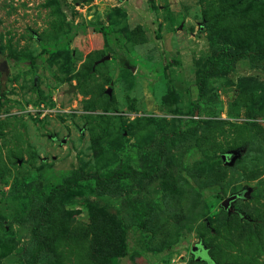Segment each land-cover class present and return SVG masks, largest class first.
Masks as SVG:
<instances>
[{
  "label": "rangeland",
  "instance_id": "1",
  "mask_svg": "<svg viewBox=\"0 0 264 264\" xmlns=\"http://www.w3.org/2000/svg\"><path fill=\"white\" fill-rule=\"evenodd\" d=\"M0 264H264V0H0Z\"/></svg>",
  "mask_w": 264,
  "mask_h": 264
},
{
  "label": "trees",
  "instance_id": "2",
  "mask_svg": "<svg viewBox=\"0 0 264 264\" xmlns=\"http://www.w3.org/2000/svg\"><path fill=\"white\" fill-rule=\"evenodd\" d=\"M260 51L256 52H248V53H242L233 50L229 46H224L221 47L219 50L215 51L211 60L208 62L207 67L203 70H200L197 75H196V85L198 89V93L201 94V91L203 90V79L205 76L208 74L217 71V70H228L232 68L235 64V62L239 59L242 58H247L250 62L254 63L259 57ZM163 153L162 149L160 150L159 155ZM160 158V156H159ZM158 163H155L149 170H135V169H130V170H121L118 172H110L109 174H90V175H85L81 173H76L73 172L70 176V178L65 181L62 185H57L55 186L52 190L49 191L48 193V199L53 197L56 193H63L70 190L77 181L81 179H86L90 178L93 180V185L96 188L98 192L103 190V187H105V184H108L114 180H119V179H126V178H132L134 180H140L144 177H152L158 170ZM44 194V192H41ZM46 204L41 206V212H40V217L36 219L34 222V225L32 227V236H31V241L32 245L30 247V252L32 254V257L38 255L41 253L44 249V242L42 240V234L40 232V223L42 220V215L46 211ZM133 222V219L128 217L127 222Z\"/></svg>",
  "mask_w": 264,
  "mask_h": 264
},
{
  "label": "water",
  "instance_id": "3",
  "mask_svg": "<svg viewBox=\"0 0 264 264\" xmlns=\"http://www.w3.org/2000/svg\"><path fill=\"white\" fill-rule=\"evenodd\" d=\"M3 70L5 71V72H7V69H6V65L4 64L3 65ZM224 157H225V155H222V158L224 159ZM238 197V194H232V195H229V196H227L222 202H221V205H222V207L224 208V209H226L227 208V206H228V204L232 201V200H234L235 198H237Z\"/></svg>",
  "mask_w": 264,
  "mask_h": 264
}]
</instances>
